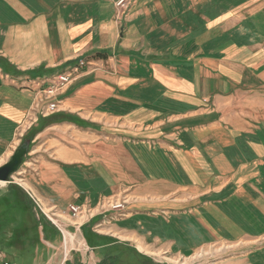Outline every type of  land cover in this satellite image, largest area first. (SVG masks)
<instances>
[{
  "label": "crops",
  "instance_id": "1",
  "mask_svg": "<svg viewBox=\"0 0 264 264\" xmlns=\"http://www.w3.org/2000/svg\"><path fill=\"white\" fill-rule=\"evenodd\" d=\"M117 1L0 0V59L25 74L0 70V165L31 141L23 203L129 201L63 218L67 248L34 206L17 255L102 264L123 246L169 264L221 245L215 264H264V0H135L122 18ZM79 59L58 112L31 121L35 83Z\"/></svg>",
  "mask_w": 264,
  "mask_h": 264
},
{
  "label": "built area",
  "instance_id": "2",
  "mask_svg": "<svg viewBox=\"0 0 264 264\" xmlns=\"http://www.w3.org/2000/svg\"><path fill=\"white\" fill-rule=\"evenodd\" d=\"M134 2L135 0H118L116 2V7L118 9V18L127 16ZM92 64V61L79 59L77 63L72 65V67L53 75L46 81H38L37 83H35L36 90L34 92L35 97L31 106V121H38L40 118L46 119V117H50L57 113L59 110V105L62 101L61 98L68 90L69 86L73 84L76 78L84 72V69L87 68V66H91ZM31 197L35 203L36 208H38L47 222H50L61 234V236H63L65 248H67L68 243L76 240V235L68 231L67 225L65 221H63V218L67 216L76 223L78 222L76 226H80L79 222L81 220L91 223L96 217H104L111 212H116L123 215L128 206L127 197H112L109 199L105 198L96 207L89 206L88 204L84 203L70 205L69 209L67 210H62L59 207H51L49 209H46L43 207L42 203H40L35 197ZM0 264L15 263L9 258H1Z\"/></svg>",
  "mask_w": 264,
  "mask_h": 264
},
{
  "label": "rangeland",
  "instance_id": "3",
  "mask_svg": "<svg viewBox=\"0 0 264 264\" xmlns=\"http://www.w3.org/2000/svg\"><path fill=\"white\" fill-rule=\"evenodd\" d=\"M0 70L12 77L25 75L19 72L17 69L15 70L13 67H10L2 60V58L0 59ZM26 140L29 139L25 138L24 141ZM14 178L16 180H14ZM18 179L19 176L13 175L10 179V183H6L5 186L0 185V259L11 258L15 264H31L27 257H19L17 255L18 251L14 249L16 241L22 242V240H25L23 237H21L22 229H25L24 226H27L28 232L30 231L29 233L31 234L36 230L37 227V222H35V219L32 216L34 214L32 212L35 210L34 201L32 200L33 203L30 202L28 205L25 203V201L23 203V195L21 191L15 184H12ZM12 188L15 190L13 189L12 192H10ZM103 200L104 199H101L98 204ZM42 217L45 219L43 215ZM229 250L231 251V248L228 246H212L210 248H206V250L198 251L192 255V257L178 258L176 261H171L169 264H215L220 261L222 257L228 256L229 254L225 251ZM162 261L164 262V260ZM142 263L152 264V261H142Z\"/></svg>",
  "mask_w": 264,
  "mask_h": 264
},
{
  "label": "water",
  "instance_id": "4",
  "mask_svg": "<svg viewBox=\"0 0 264 264\" xmlns=\"http://www.w3.org/2000/svg\"><path fill=\"white\" fill-rule=\"evenodd\" d=\"M31 145L30 140L24 141L18 149L15 151L14 155L5 163V165L0 167V182L10 183V179L13 175L17 174L22 167L25 157L29 154V148Z\"/></svg>",
  "mask_w": 264,
  "mask_h": 264
},
{
  "label": "trees",
  "instance_id": "5",
  "mask_svg": "<svg viewBox=\"0 0 264 264\" xmlns=\"http://www.w3.org/2000/svg\"><path fill=\"white\" fill-rule=\"evenodd\" d=\"M3 61L7 63L5 60ZM34 74L35 73H32V76ZM136 257L137 256H135V254L127 248H124L123 246H116L114 247V249H109V253L107 254L102 264H143L142 261Z\"/></svg>",
  "mask_w": 264,
  "mask_h": 264
},
{
  "label": "bare ground",
  "instance_id": "6",
  "mask_svg": "<svg viewBox=\"0 0 264 264\" xmlns=\"http://www.w3.org/2000/svg\"><path fill=\"white\" fill-rule=\"evenodd\" d=\"M0 185H2V186H5V185H6V183H4V182H0Z\"/></svg>",
  "mask_w": 264,
  "mask_h": 264
}]
</instances>
